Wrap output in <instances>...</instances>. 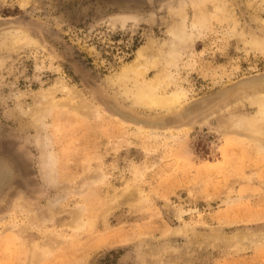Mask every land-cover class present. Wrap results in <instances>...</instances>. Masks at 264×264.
Masks as SVG:
<instances>
[{
  "label": "rangeland",
  "instance_id": "rangeland-1",
  "mask_svg": "<svg viewBox=\"0 0 264 264\" xmlns=\"http://www.w3.org/2000/svg\"><path fill=\"white\" fill-rule=\"evenodd\" d=\"M191 1L0 0V264H264V150L228 130L242 112L260 115L261 95L244 86L264 74V50L248 44L251 32L264 39V7L222 0L220 19L211 3L195 28ZM182 7L193 39L164 60L188 91L177 118L137 107L107 78L151 37L169 59ZM11 33L30 42L10 49ZM65 82L78 90L68 106L98 112L57 106ZM243 234L251 244H235Z\"/></svg>",
  "mask_w": 264,
  "mask_h": 264
},
{
  "label": "bare ground",
  "instance_id": "bare-ground-1",
  "mask_svg": "<svg viewBox=\"0 0 264 264\" xmlns=\"http://www.w3.org/2000/svg\"><path fill=\"white\" fill-rule=\"evenodd\" d=\"M174 1V0H173ZM189 1V0H188ZM194 1V0H193ZM222 1V0H196L195 2H193V22L192 25L195 28H199V27H204V25L207 23V21L209 20V4H213V8L215 9V13L213 14V16L217 17L218 13H219V17L220 19H222V13L225 10V8H222L221 5H219L217 2ZM256 1V0H255ZM171 2V1H170ZM190 2H192L190 0ZM188 2V3H190ZM226 3H228V0H225ZM257 3V2H256ZM259 5L257 7V11L264 7V0H260L259 1ZM185 7L178 8L177 9V15L179 16L180 20L176 21L175 24L170 28V32L173 34V42L172 44H170V49L169 52L170 53V58L168 59L164 56L165 51L162 49V47H156V41L151 37L148 38L147 41L140 46L137 51L136 54L134 56V58L130 61V62H125V64L120 68V70H118L116 73L112 74V76H108L107 81L109 82L110 85L114 86V85H118L119 86V92L121 95H125L126 98L130 97V99L132 98L133 103H135L138 106H144L145 108H149V109H155L156 111L158 110H164L166 113L167 112H171L172 110H178L179 112L176 114L177 118H180L182 116V113L184 110L186 111V106H187V100H188V91L186 89H184L183 87H181L180 85H178L177 79H175V76L169 71L166 70L165 68V63L164 60H167V64H172L174 62V60H177V53L181 52L183 50V47L187 44L188 42L190 43L193 39V36L188 33L187 31V27H186V10L184 9ZM230 12V11H229ZM260 12V11H258ZM260 15V14H259ZM212 16V18H213ZM242 16V15H241ZM255 18L258 19V13L254 14ZM237 17V16H236ZM191 18V17H190ZM187 18V19H190ZM261 20V18H260ZM132 21V20H131ZM258 21V20H257ZM111 23L113 24H117V23H121L122 25L125 24L126 19L124 18H118V17H113V19L110 20ZM129 22V21H128ZM188 22V21H187ZM217 23V22H216ZM215 23V25H216ZM225 23V22H224ZM260 23V21H259ZM264 25V21L261 22ZM127 24V23H126ZM213 24V23H212ZM220 25V24H219ZM260 25V24H259ZM169 29V28H167ZM205 30V29H204ZM193 31V30H192ZM209 32V31H207ZM214 32V31H213ZM232 32V31H231ZM250 32V31H249ZM258 32V31H257ZM210 33V32H209ZM226 33V32H225ZM257 34V33H256ZM255 33H250L249 35V40H248V44L252 45V46H256L259 49L264 50V39H261V37L257 36ZM259 34V33H258ZM260 35V34H259ZM205 37V36H204ZM31 38H29L28 36L23 35L22 33H11L10 35H8L6 37V43L9 42V48L10 49H16L19 48L21 46H23L22 44H24L25 42H30ZM160 40V39H159ZM201 40V38H200ZM203 40V39H202ZM32 41V40H31ZM171 41V40H170ZM165 42V41H164ZM5 43V44H6ZM163 43V42H161ZM168 44V43H167ZM163 45V44H162ZM161 45V46H162ZM157 51V52H156ZM152 52H156V55H153ZM176 52V53H175ZM183 52V51H182ZM264 53V52H263ZM187 56V55H186ZM180 58L178 57V60ZM188 59V58H187ZM169 60V61H168ZM171 60V61H170ZM176 62V61H175ZM178 63V62H177ZM161 64V65H160ZM160 65L162 68L155 73L152 77H147V73L149 71L150 68L153 69V67ZM174 65V64H173ZM172 65V66H173ZM170 66V65H168ZM185 66V65H184ZM167 67V65H166ZM176 67V66H175ZM180 68V67H179ZM168 69V68H167ZM172 70V69H171ZM156 71V70H155ZM180 73V72H179ZM254 74V73H253ZM237 81V80H236ZM249 84L247 86H244L245 89L246 87H248L247 89L252 88L253 93H258L261 95V97H258V101L255 100L256 102H258V105L260 107L259 110V117H256L255 119L252 120H246L243 117H240V115L243 113H241L239 115V117L236 119V121L234 123H231V125H229V131L242 135L244 137L249 138L251 141H254L260 148V150H264V74L257 76V77H253L252 79L249 80L248 82ZM173 87V88H171ZM240 87V86H239ZM64 92L67 93V98H64L61 101H57L55 102V104L57 106H60L62 108H66V106L70 105L72 102L70 101L71 99H73L74 97H76L78 95V90L74 87L71 86L70 84H66L63 83L62 87H60ZM171 88V89H170ZM58 89L56 86L55 87H51V90H56ZM170 89V90H169ZM48 91V90H47ZM229 91V90H228ZM250 91V90H249ZM248 91V92H249ZM57 92V91H56ZM247 92V93H248ZM49 92H44L41 95L45 98L48 95ZM99 93V92H98ZM116 93V92H114ZM118 94V92L116 93V95ZM118 94V95H120ZM242 95H246V92H242L240 93ZM252 94V93H251ZM219 95V94H218ZM232 95V94H230ZM250 95V94H249ZM215 96V95H214ZM252 96V95H251ZM122 97V96H120ZM219 97V96H218ZM227 97V96H225ZM100 98V97H99ZM98 98V99H99ZM238 98V97H237ZM40 99V98H39ZM79 99V98H78ZM103 99V98H102ZM120 99V98H119ZM122 99V98H121ZM226 99V98H225ZM234 99H236L234 97ZM233 99H231L232 103H235ZM241 99V98H240ZM247 101L250 99L246 98ZM246 99H244V101H246ZM127 100V99H126ZM199 100V99H198ZM242 100V99H241ZM238 99V101H241ZM55 101V100H54ZM52 101V102H54ZM111 101V100H110ZM186 101V102H185ZM189 101V100H188ZM225 101V100H224ZM230 101V100H229ZM250 101V100H249ZM248 101V104H249ZM220 102V100L218 101L217 98V105L214 106V108H218L220 107V105H223V103H218ZM252 102V99H251ZM93 103V102H92ZM105 103V102H104ZM107 103V102H106ZM200 103V102H199ZM199 103L195 104L190 107L193 110V118H197V116H199V113L204 112L203 117L205 115L206 112V108L201 107L199 109ZM231 103V105H232ZM237 103V102H236ZM243 103V102H240ZM247 103V102H246ZM94 104V103H93ZM191 104V103H190ZM216 104V102L214 103V105ZM228 103H226V106ZM251 104V103H250ZM249 104V105H250ZM104 105V104H102ZM111 105V104H110ZM240 105V104H239ZM238 105V106H239ZM135 106V105H134ZM225 106V107H226ZM241 106V105H240ZM50 107V106H49ZM52 107V106H51ZM68 107H72V108H76V109H80L81 111H78L79 114L81 115H90L94 112H98V108L97 109H92L88 103H84V102H80L78 107L77 105L74 106H68ZM197 107L196 110H194ZM213 107V106H211ZM242 108L244 107L241 106ZM236 106L237 109H235V111H240ZM55 108V107H54ZM111 108L116 112V113H120V115L122 116H126L123 115L120 111H117L115 109V107ZM136 108V107H135ZM134 108V109H135ZM143 108V107H142ZM190 108H188V110H190ZM223 108V107H222ZM224 109V108H223ZM231 109V108H230ZM244 109V108H243ZM100 110V109H99ZM139 110V109H138ZM148 110V109H147ZM103 111V109L101 110ZM133 111V110H132ZM137 111V110H136ZM149 111V110H148ZM228 111V108H227ZM234 111V109H233ZM228 111V112H233ZM110 112V111H109ZM154 112V111H153ZM227 112V114H228ZM112 113V112H111ZM126 113V112H125ZM124 113V114H125ZM152 113V112H151ZM173 113V112H172ZM211 113V112H210ZM217 113V112H216ZM99 114H101L99 112ZM127 114V113H126ZM132 114V113H131ZM146 114V113H145ZM144 114V115H145ZM150 115V113H148ZM147 114V115H148ZM154 114V113H153ZM112 115V114H111ZM152 115V114H151ZM157 115V114H156ZM208 115V113H207ZM210 115V114H209ZM226 115V113H225ZM232 115V114H231ZM253 115V114H251ZM227 116V115H226ZM132 117V116H131ZM129 117V118H131ZM135 115L133 116L134 120ZM209 117V116H208ZM212 117V116H210ZM221 117L218 114V118ZM228 117V116H227ZM230 117V115H229ZM95 118V117H94ZM128 118V119H129ZM137 118V117H135ZM187 118V117H185ZM201 118V117H199ZM206 119H208L207 117H205ZM223 118V117H222ZM115 119V118H113ZM120 119V118H118ZM148 119V118H147ZM162 119V120H161ZM188 119V118H187ZM210 119V118H209ZM81 120V119H80ZM85 120V119H84ZM103 120V119H102ZM122 119H120L119 121H121ZM143 120V119H142ZM173 120V117L169 115V117H167V119L165 118H160V120L157 122L158 124L162 125V124H166L165 122ZM179 120V119H178ZM203 120V119H202ZM201 120V121H202ZM113 121V120H112ZM118 121V120H117ZM118 121V122H119ZM123 121V120H122ZM125 121V120H124ZM135 121H138V119ZM144 121V120H143ZM194 121V120H193ZM208 121V120H207ZM223 121V120H222ZM102 122V121H101ZM100 122V123H101ZM114 122V121H113ZM132 122V121H131ZM139 122V121H138ZM142 122V121H141ZM122 123V122H120ZM119 123V124H120ZM124 123V122H123ZM197 123V122H196ZM228 123V122H227ZM180 124V123H179ZM221 124V123H220ZM225 124V123H224ZM101 125V124H100ZM125 125V124H124ZM132 125V124H131ZM137 125V124H136ZM128 126V124H127ZM179 126V125H178ZM188 126V125H187ZM186 126V127H187ZM132 127V126H131ZM185 127V128H186ZM219 127V126H218ZM101 128V127H100ZM133 128V127H132ZM184 128V127H183ZM191 128V127H190ZM99 129V128H97ZM119 129V128H118ZM156 130V129H155ZM178 130V129H177ZM227 130V131H228ZM78 131V130H77ZM84 132V131H83ZM223 134V133H222ZM80 135V134H79ZM78 135V136H79ZM97 135V134H96ZM225 135V134H224ZM85 137V136H82ZM232 138H237L236 136H229ZM82 139V138H80ZM72 140V139H71ZM74 140V139H73ZM231 140V139H230ZM77 141V140H76ZM90 141V140H89ZM88 141V142H89ZM234 142V141H233ZM236 142V141H235ZM74 144V143H73ZM91 144V143H90ZM240 144V143H238ZM247 144V143H245ZM61 145V144H60ZM86 145V144H85ZM253 148V147H252ZM234 149V148H233ZM250 150V148H248ZM76 150V149H75ZM228 151V150H227ZM251 151V150H250ZM257 151V149H256ZM237 152V151H236ZM248 152V151H247ZM254 152V151H253ZM229 153V152H228ZM240 153V152H239ZM236 155V154H235ZM250 155L251 152H250ZM226 156V155H225ZM68 157V156H67ZM86 157V156H85ZM231 157V156H230ZM242 157V156H241ZM246 157V156H245ZM257 157V156H256ZM237 158V157H236ZM249 158V157H248ZM262 158V157H261ZM86 159V158H85ZM242 159V158H241ZM244 159V158H243ZM69 160V159H68ZM67 160V161H68ZM235 160V158L233 159V161ZM237 160V159H236ZM260 164V163H259ZM257 165V164H256ZM25 168V165H24ZM28 174V173H27ZM29 175V174H28ZM31 179V178H30ZM99 184V183H97ZM13 191V190H12ZM8 192V191H7ZM6 194V193H5ZM13 194V193H12ZM7 197V196H6ZM8 198V197H7ZM6 198V199H7ZM8 200V199H7ZM10 200V199H9ZM1 202V201H0ZM21 203V202H20ZM7 204V203H6ZM73 231V230H72ZM82 236V235H81ZM215 237V238H213ZM210 239H213L215 242L220 241V239L217 236H212ZM230 239L228 240H224L226 246L228 245L229 247L232 246L233 244L231 242H229ZM253 241V238L250 235H239L236 237V239L234 240L235 244L236 243H240L243 246H246L247 244H251V242Z\"/></svg>",
  "mask_w": 264,
  "mask_h": 264
},
{
  "label": "water",
  "instance_id": "water-1",
  "mask_svg": "<svg viewBox=\"0 0 264 264\" xmlns=\"http://www.w3.org/2000/svg\"><path fill=\"white\" fill-rule=\"evenodd\" d=\"M0 182H1V171H0Z\"/></svg>",
  "mask_w": 264,
  "mask_h": 264
}]
</instances>
